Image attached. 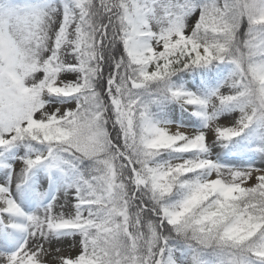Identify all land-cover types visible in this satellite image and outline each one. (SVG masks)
<instances>
[{
    "label": "snow or ice",
    "instance_id": "1",
    "mask_svg": "<svg viewBox=\"0 0 264 264\" xmlns=\"http://www.w3.org/2000/svg\"><path fill=\"white\" fill-rule=\"evenodd\" d=\"M0 264H264V0H0Z\"/></svg>",
    "mask_w": 264,
    "mask_h": 264
}]
</instances>
